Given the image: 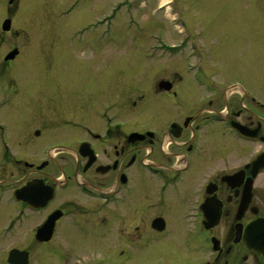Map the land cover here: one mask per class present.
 Listing matches in <instances>:
<instances>
[{
	"label": "flooded vegetation",
	"instance_id": "af4514ba",
	"mask_svg": "<svg viewBox=\"0 0 264 264\" xmlns=\"http://www.w3.org/2000/svg\"><path fill=\"white\" fill-rule=\"evenodd\" d=\"M69 1L68 22L98 9ZM105 19L73 32L99 51ZM204 43L135 58L161 71L138 85L95 69L102 58H27L26 81L1 70L0 264H264V64L247 71ZM103 94L114 102L97 108Z\"/></svg>",
	"mask_w": 264,
	"mask_h": 264
},
{
	"label": "rangeland",
	"instance_id": "374dc122",
	"mask_svg": "<svg viewBox=\"0 0 264 264\" xmlns=\"http://www.w3.org/2000/svg\"><path fill=\"white\" fill-rule=\"evenodd\" d=\"M125 1L131 5L121 7L111 25L102 23L104 44L97 49L99 51L94 49L95 45L93 49L88 45L84 46L81 37L88 42L90 35L75 34L73 30L80 27L75 22L84 24L87 20H92L94 23L96 15L102 13L103 17H106L112 13L113 3ZM140 1L142 0H99L91 6L98 7L97 11L90 9V6L88 9L81 6L78 8L77 19L71 23L63 15L69 0H13L12 3L11 0H0V82L9 80L6 77L9 69L15 79H33L35 76L21 73V67H24L27 58H60L61 62L62 58H102L103 65L97 66L99 59L93 67L102 70L104 74L117 76L120 83L124 78L130 85L133 81L136 85L142 84L144 79H148L145 77L148 70V77L155 82L161 76L158 75L160 63L157 60H147L145 65L134 64L135 58H167L161 53L168 55L169 52L164 48L162 52L159 50L160 43L152 36L153 33L173 43L196 33L201 41L205 39L204 47L214 54V58H241L242 60L238 61L246 64L243 67L247 71H258L259 68L254 66H259L258 63L264 64V0H172L169 8L158 11L157 14L153 11L157 0H147L151 7L140 6ZM9 17L12 19V28L5 31L2 24ZM17 29L21 32L20 36L16 34ZM160 29L162 34L157 32ZM16 47L19 54L13 63L17 69L13 70L12 66L8 68L3 64L5 56ZM177 58L192 57L185 53ZM167 61L164 64L167 67L172 66L169 63L172 59ZM62 65L65 66V62H62ZM2 69L7 72L3 74ZM76 69L86 73L84 67L76 66ZM23 70L27 72V68ZM245 70L235 69L229 75L249 76L241 74ZM20 85L18 82L14 87L19 89ZM118 87L119 90H125L121 86ZM6 95L8 94L0 96V100L3 96L7 97ZM53 95L56 97L57 90L53 91ZM108 95H101L94 101V105L97 108L107 105L113 97ZM20 107L5 109L4 118L15 117L12 110L21 112L23 106ZM20 117L24 118L23 115L17 118ZM160 259L162 255L158 253L153 262Z\"/></svg>",
	"mask_w": 264,
	"mask_h": 264
},
{
	"label": "water",
	"instance_id": "95a60500",
	"mask_svg": "<svg viewBox=\"0 0 264 264\" xmlns=\"http://www.w3.org/2000/svg\"><path fill=\"white\" fill-rule=\"evenodd\" d=\"M10 27H11V20H7V21L5 22V24H4V29H5V30H8V29H10ZM16 54H17V51H14V52H12L8 57H9V58H13V57H15Z\"/></svg>",
	"mask_w": 264,
	"mask_h": 264
},
{
	"label": "bare ground",
	"instance_id": "6f19581e",
	"mask_svg": "<svg viewBox=\"0 0 264 264\" xmlns=\"http://www.w3.org/2000/svg\"><path fill=\"white\" fill-rule=\"evenodd\" d=\"M165 1H167V0H165Z\"/></svg>",
	"mask_w": 264,
	"mask_h": 264
}]
</instances>
